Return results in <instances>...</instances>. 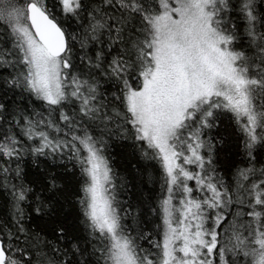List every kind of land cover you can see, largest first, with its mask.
Here are the masks:
<instances>
[{"label":"snow or ice","instance_id":"snow-or-ice-1","mask_svg":"<svg viewBox=\"0 0 264 264\" xmlns=\"http://www.w3.org/2000/svg\"><path fill=\"white\" fill-rule=\"evenodd\" d=\"M0 264H264V0H0Z\"/></svg>","mask_w":264,"mask_h":264},{"label":"trees","instance_id":"trees-1","mask_svg":"<svg viewBox=\"0 0 264 264\" xmlns=\"http://www.w3.org/2000/svg\"><path fill=\"white\" fill-rule=\"evenodd\" d=\"M116 164H117L118 169H119L121 172H124V171H125V168L120 164L119 160H117Z\"/></svg>","mask_w":264,"mask_h":264}]
</instances>
